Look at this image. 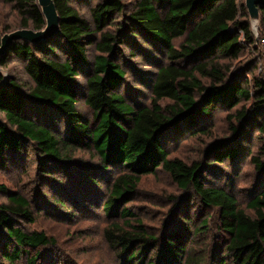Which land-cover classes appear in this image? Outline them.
<instances>
[{"label":"trees","instance_id":"obj_1","mask_svg":"<svg viewBox=\"0 0 264 264\" xmlns=\"http://www.w3.org/2000/svg\"><path fill=\"white\" fill-rule=\"evenodd\" d=\"M7 1L21 15L23 29H45L37 0ZM53 1L60 32L35 46L14 42L0 57L2 68L8 67L12 57L22 61L34 83L26 90L12 77L0 75V114L4 116L0 119V167H6L9 157L32 150L39 155L42 176L54 182L57 192L69 195L67 184L73 180L68 179L74 176L73 171H79L73 150L93 149L104 170L118 171L103 209L110 216L124 218L132 214L122 203L131 201L142 177L161 168L182 190L192 189L203 208L219 210L222 230L229 236L222 264L227 255L234 264H264V68L259 76L249 79L257 67L253 63L230 72L222 62L237 59L260 42L246 6L238 0H136L130 8L123 0H100L91 8V25L73 3L90 6L93 0ZM260 13L264 24V9ZM183 37L184 42L176 48L174 41ZM137 39L156 55L162 50L168 60L158 66L151 104L141 108L131 106L120 94L126 78L120 61L125 58V47L141 50ZM92 46L97 51L93 64L88 56ZM81 75L86 77L84 99L93 111L94 127L77 107L84 96L78 81ZM243 102L251 104L250 111L243 105L228 115L234 142L225 138L212 143L206 157L210 156L211 166L235 165L247 151L242 142L248 144L258 133L263 146L250 163L263 180L247 204L253 215L240 208L229 192L204 184V165L170 159L168 151L175 137L206 132L215 111H230ZM82 173L83 179L94 183L91 173ZM53 175L64 176L66 182L53 179ZM1 195L8 197V203L0 204L2 260L15 264L27 256V264H38L43 260L40 248L54 241L44 232L28 233L20 227L19 222H36L29 197L11 192L3 184ZM54 204L62 211L68 202L57 198ZM131 227L133 232L115 224L105 231L110 246L120 249L128 263L139 264L136 259L141 251L156 245L159 264H203V256L187 249L177 230L157 243L139 221ZM201 230L196 231L202 234ZM30 251H37L34 257L30 258Z\"/></svg>","mask_w":264,"mask_h":264},{"label":"rangeland","instance_id":"obj_2","mask_svg":"<svg viewBox=\"0 0 264 264\" xmlns=\"http://www.w3.org/2000/svg\"><path fill=\"white\" fill-rule=\"evenodd\" d=\"M99 1L93 0L90 6L76 3L73 5L93 25L91 8ZM238 1L244 5L246 3V0ZM123 3L132 8L136 0H123ZM21 21L22 17L14 4L0 0V46L5 35L23 29ZM252 29L256 40H260L259 44L244 50L237 59L222 60L223 64L231 68L230 72L240 70L250 63L256 65L255 70L248 75L249 79L255 75L259 76L264 68V35H262L264 24L261 22V13L260 21L256 26L252 24ZM184 40V37L175 40L174 46L179 48ZM137 41L141 44V50L125 47V58L120 61L126 72L125 84L120 94L131 106L141 108L151 104L152 84L158 66L168 64V60L162 50L161 55H156L149 45L142 40L137 39ZM88 54L93 64L97 55L95 47H89ZM60 57L63 58V55ZM0 71L4 77L17 80L26 90L34 86L25 71L24 63L14 57L10 58L8 67H0ZM78 81L83 88L84 96L80 97L77 107L88 123L94 127L96 122L93 111L86 105L84 99L86 77L81 75ZM243 105L250 111L249 102H243L230 111H215L207 124L206 132L175 137L168 151L170 159L177 158L190 165L195 162L204 165L202 168L204 184L207 187L222 188L229 192L237 199L240 208L247 214L253 215L247 204L263 180V175H259L250 163L251 157L256 156L263 146L258 133L248 144L242 142L247 151L235 165L226 163L211 166L213 162L210 156L206 157V149L212 143L225 138L234 142L229 132L228 115L233 114ZM0 119H4L1 114ZM238 141L239 139L235 140L236 143H239ZM72 153L74 165L79 171H73L74 176L68 179V181L73 180L67 184L69 195H64V191L57 192V187L53 186L54 182L42 176V172L39 171V155L32 150L27 151L24 156L20 154L17 158L9 157L6 167H0V184L5 185L11 192H19L29 197L33 204L36 222L34 224L19 222L20 227L28 233L44 232L54 241L53 245L40 248L43 260L37 262L38 264H135V261L128 263L124 260L120 249L115 250L110 246L105 231L119 224L124 230L133 232L134 228L131 226H137L138 221L146 235L153 237L157 243L161 242L165 235L177 230L183 238L184 246L191 251L194 250L193 253L203 256V264L223 263L220 258L227 254L225 246L229 236L222 230L219 210L213 207L203 208L199 197L192 189L182 190L173 178L160 168L156 173L142 177L131 201L122 203L123 208L128 209L132 216L127 218L110 216L104 211L103 205L109 197L112 179L118 171L111 168L104 170L99 155L93 149L78 148ZM83 171L92 174L94 183L80 176ZM52 177L66 182L64 176ZM57 198L68 202L67 207L62 211H59L54 204ZM5 203H8V197L1 195L0 204ZM199 227L202 228V234L196 231ZM1 238L0 231V242ZM30 252L31 258L37 251ZM158 257L159 249L153 245L141 251L136 261H140L139 264H159ZM26 258L27 256L22 257L15 264H27ZM225 258L227 259L225 264H234L228 255ZM0 264L8 263L0 256Z\"/></svg>","mask_w":264,"mask_h":264},{"label":"water","instance_id":"obj_3","mask_svg":"<svg viewBox=\"0 0 264 264\" xmlns=\"http://www.w3.org/2000/svg\"><path fill=\"white\" fill-rule=\"evenodd\" d=\"M43 16L46 20V27L42 31L23 29L5 35L1 40L0 57L8 52L14 42L23 41L27 45H39L60 32V17L53 0H37ZM245 6L252 24L256 26L260 21V9H264V0H246ZM0 75L4 76L0 71ZM7 79L8 76H5Z\"/></svg>","mask_w":264,"mask_h":264}]
</instances>
